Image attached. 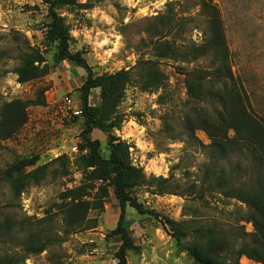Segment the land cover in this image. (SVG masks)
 Returning <instances> with one entry per match:
<instances>
[{
  "label": "rangeland",
  "instance_id": "obj_1",
  "mask_svg": "<svg viewBox=\"0 0 264 264\" xmlns=\"http://www.w3.org/2000/svg\"><path fill=\"white\" fill-rule=\"evenodd\" d=\"M47 1L53 0H0V175L21 159L37 157L36 166L48 165L44 180L19 196L0 180V264L117 263L121 240L112 231L120 209L112 189H106L102 208L94 209V186L84 199V220L77 224L68 222L60 200L82 184L78 157L87 116L103 115L119 124L89 134L102 158L109 156L108 138L115 137L129 146L132 165L146 177L169 179L171 194L155 195L145 187L131 192L139 210L126 208L124 226L134 245L127 264H194L187 250L198 229L238 233L242 226L244 233H253L251 224L237 221L246 207L206 182L210 140L199 130L187 136L185 118L192 107L185 78L194 69L214 68L210 52L190 62V49L209 39L210 22L216 20L233 78L251 114L264 123V0H73L56 9L68 29L70 53L81 55L93 77L129 74V82L113 86L107 105L99 88L89 91L83 105L87 71L67 60L55 61L58 44L46 36ZM205 3L214 9L212 16ZM166 46L189 61L168 54L160 59ZM29 49L44 57L47 71L18 84L15 70ZM146 61L155 62L163 74L161 88L141 89L138 67ZM18 100L29 103L24 118L5 127L2 109ZM74 109L80 113L73 115ZM242 176L236 173L237 185L246 181ZM166 220L185 222L189 237L174 239ZM28 241L45 250L28 253ZM244 259L239 263L256 264Z\"/></svg>",
  "mask_w": 264,
  "mask_h": 264
},
{
  "label": "trees",
  "instance_id": "obj_2",
  "mask_svg": "<svg viewBox=\"0 0 264 264\" xmlns=\"http://www.w3.org/2000/svg\"><path fill=\"white\" fill-rule=\"evenodd\" d=\"M47 3L49 22L45 25L46 36L58 44L55 61L59 63L67 60L87 71V78L82 86L83 105L87 102L89 91L94 88L101 90L103 103L109 104L113 86L129 82V74L119 72L112 76L93 77L81 55L70 53L68 29L56 13V9L69 6L73 0H53ZM205 5L212 16L214 9L206 3ZM210 34L202 46L190 49V62L210 52L214 68H198L186 75V96L192 113L185 118V129L190 138L196 130L204 132L209 138L210 145L206 147L209 164L206 182L220 188L225 198L234 199L246 207L237 221L251 224L253 233H244L242 226L237 228L238 233L198 229L187 250V256L194 264H240L242 257L256 264H264V123L251 114L241 89L233 78L216 20L210 22ZM160 44L167 45V42ZM167 54L178 61H189L186 54L178 53L168 46L160 50L159 58H166ZM156 67L157 64L153 61L142 62L138 67L143 91L163 86L164 76ZM46 71L44 57L34 49H29L23 56L20 67L15 70L16 81L18 84H26L42 77ZM28 104V101L18 100L4 105L1 112L2 124L5 127L20 124ZM118 127L119 124L109 117L104 119L103 115H97L96 118L87 116L78 157V165L83 170L82 184L62 193L60 200L64 202L67 220L71 219L68 222L77 224L84 220L88 208L84 199L88 197V192L98 185L92 203L94 209H99L102 208V200L107 197L106 189L111 188L120 209L117 225L112 231L121 240L115 260L116 264H127L126 254L134 249V245L124 226L126 208L139 210L131 192L145 187L152 194L163 195L171 194V187L169 179L146 177L141 168L133 166L129 146L115 137L108 138V158L100 156L99 143L90 141L89 134L94 128L108 132ZM229 131L233 133L231 137L228 136ZM37 162V157L17 160L1 173L0 180H7L13 193L19 196L28 186H37L44 180L48 165L36 166ZM29 168L33 169L25 173ZM236 173L244 174L242 177L247 178L243 184L237 185L234 181ZM166 223L174 239L189 237L185 222L166 220ZM44 250L43 246H37L33 241L27 242L26 251L30 254H41Z\"/></svg>",
  "mask_w": 264,
  "mask_h": 264
},
{
  "label": "built area",
  "instance_id": "obj_3",
  "mask_svg": "<svg viewBox=\"0 0 264 264\" xmlns=\"http://www.w3.org/2000/svg\"><path fill=\"white\" fill-rule=\"evenodd\" d=\"M65 103H66L67 107L70 108V104H71L70 99H65ZM79 113H80L79 110H75V109H74V111H72V114H73V115H78Z\"/></svg>",
  "mask_w": 264,
  "mask_h": 264
},
{
  "label": "bare ground",
  "instance_id": "obj_4",
  "mask_svg": "<svg viewBox=\"0 0 264 264\" xmlns=\"http://www.w3.org/2000/svg\"><path fill=\"white\" fill-rule=\"evenodd\" d=\"M245 261L249 262L248 260L244 259Z\"/></svg>",
  "mask_w": 264,
  "mask_h": 264
}]
</instances>
